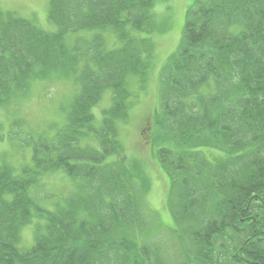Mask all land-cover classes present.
I'll list each match as a JSON object with an SVG mask.
<instances>
[{
    "label": "trees",
    "instance_id": "16d2710c",
    "mask_svg": "<svg viewBox=\"0 0 264 264\" xmlns=\"http://www.w3.org/2000/svg\"><path fill=\"white\" fill-rule=\"evenodd\" d=\"M162 1L48 0L52 30L0 11V111L53 75L75 91L60 105L61 122L28 134L31 164L17 171L0 161V264H159L156 249L134 239L144 232L150 183L142 163L125 156L119 123L132 84L141 88L153 66V8ZM105 95L111 105L98 119ZM160 106L170 145L158 148V164L198 261L264 264V0L193 1ZM60 170L75 189L46 209L31 190Z\"/></svg>",
    "mask_w": 264,
    "mask_h": 264
},
{
    "label": "rangeland",
    "instance_id": "374dc122",
    "mask_svg": "<svg viewBox=\"0 0 264 264\" xmlns=\"http://www.w3.org/2000/svg\"><path fill=\"white\" fill-rule=\"evenodd\" d=\"M193 1L164 0L153 8L158 25V30L151 36L153 67L147 82L141 88L132 84L137 92L126 119L119 123V137L125 148V156L142 163L150 183L143 196L144 232L137 230L134 239L142 246L150 242L158 245L156 254L161 260L159 264H189L191 257H187V253L194 259L198 257V250L194 247L197 246L196 242L190 237V226H186V222L175 218L173 214L179 207L178 199L173 200L177 193L171 191L166 175L168 173L162 171L157 157L160 146L170 145L165 132L167 140L163 139V133H160L163 128L160 122V127L158 124V118L162 114V74L181 46L184 23ZM47 9L48 0H0V11L16 10L20 15L32 18L46 30L54 28L47 18ZM110 44L113 45L114 42ZM74 93V86L70 81L53 75L48 79L35 81L27 96L11 103L8 109L6 107V110H1L0 121L4 123L2 132L5 137L0 140V161L12 164L17 171L31 164V147L26 143L28 134L49 130L56 126L55 123L61 122L65 114L60 105L70 101ZM106 95L94 108L98 119L103 110L111 105L110 96ZM4 114L7 115L6 120H3ZM7 119L9 123L6 125ZM14 121H19V124H13ZM11 131L12 134L9 133ZM205 153L210 159L221 155L212 149H205ZM168 176L170 177L169 174ZM135 180L138 181L136 178ZM72 187L73 181L60 170L47 175L41 187L36 186L31 190V195L39 205L52 210L64 195L75 189ZM171 200L173 209L169 206ZM34 228L29 225L23 229L22 246L32 244Z\"/></svg>",
    "mask_w": 264,
    "mask_h": 264
}]
</instances>
